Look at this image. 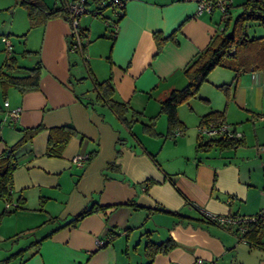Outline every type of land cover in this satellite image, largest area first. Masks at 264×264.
<instances>
[{"label":"crops","instance_id":"obj_1","mask_svg":"<svg viewBox=\"0 0 264 264\" xmlns=\"http://www.w3.org/2000/svg\"><path fill=\"white\" fill-rule=\"evenodd\" d=\"M37 1L52 11L64 0ZM244 1L231 0L229 11ZM200 2L126 0L116 25L112 6L94 15L90 5V11L79 16L87 41L83 55L69 48L71 30L65 14L38 24L42 27L38 61L36 42L27 35L23 45L5 39L11 48L7 50L5 44L7 54H0V65L14 55L20 66L39 62L41 67L34 90L20 93L0 84V154L21 139L23 128H42L13 154L11 208L0 198V262L25 249L4 263L146 264L145 241L170 236L176 244L154 255L152 264H198L199 258L202 264H264V232L260 245L242 241L232 224L207 221L204 215L207 211L246 216L264 205V121L255 120L264 115V71L240 72L225 92L219 85L231 82L234 72L216 66L197 95L177 107L185 126L182 135L163 136L166 119L165 128L156 130L157 137L143 131L142 124L151 117L158 114L155 124L165 117L158 112L160 99L185 84L183 67L222 26L225 17L217 8L196 12ZM18 4L8 7L11 27L17 11V25L22 28L15 31L21 32L29 18L21 19L23 5ZM106 10H111L112 19L105 18ZM155 31L163 36L173 33L175 40H166L158 50ZM29 54L34 60L24 64ZM14 74L24 72L19 69ZM108 76L114 98L137 117L130 128L108 104L88 102L96 95L94 80ZM15 107L21 108L17 119L3 121L6 109ZM215 110H225V122L242 134L243 143L196 151L198 122ZM136 124L139 134L132 130ZM61 125L73 126L78 135L68 139L59 156L48 155L49 128ZM84 152L89 157L83 166L72 162L73 156ZM112 160L118 167L108 169ZM147 178L154 182L145 189L142 182ZM92 205L105 209L87 214L75 226L57 228ZM157 206L178 215L153 209ZM112 229L117 235L107 242Z\"/></svg>","mask_w":264,"mask_h":264},{"label":"trees","instance_id":"obj_2","mask_svg":"<svg viewBox=\"0 0 264 264\" xmlns=\"http://www.w3.org/2000/svg\"><path fill=\"white\" fill-rule=\"evenodd\" d=\"M114 1L115 0H88L87 5L93 6L92 13L94 15H100L104 9L108 6H112L117 13V19L115 20L116 25V23H118L120 18L123 16L124 2L126 0ZM20 4L27 9L30 27L42 24L46 20L45 18L54 16V14H64L61 10V6L52 9V11H46L43 7H41V4H39L37 0H20ZM229 8L230 6L227 9L225 18L221 21V28L218 29L214 35H212L211 39L203 47V49L193 55L188 63L183 67L182 74L186 77L185 84L178 89H171L163 99H160L158 112L165 115L167 126L166 131L162 135L166 138H175V136H177L175 135L176 131H179L178 135H182L185 130V126L178 118L176 111L177 107L182 103H187L190 99H192V97L197 95L201 85L207 80L208 75L210 74L209 72L216 68V66L225 67L227 69L229 68L234 72L231 82L219 85V87L225 92L233 83H235L240 72L253 70L264 71V0H245L240 4V9L236 15H232ZM252 21L258 22L261 26L262 33L260 35H248L247 28ZM153 39L156 41L158 50L161 49L166 40H175L173 33L163 36L159 31L153 32ZM40 67L41 65L39 62H36L30 67L20 66L14 55H8L4 58L0 65V84L6 87L12 86L20 91V93L34 90L38 87ZM19 69L24 72L23 75L19 76L14 74V72ZM94 89L96 90V95L94 99L88 100V102L93 104L95 101H101L106 105L108 104L114 114L121 119L125 126L130 128L132 123L137 120V117L135 113H130L129 107L126 103L117 101L114 98L115 90L112 86V77L108 76V78L103 81L94 80ZM128 114H130L129 117ZM157 115L151 117L147 123L142 124L144 133L146 132L154 137H157V135L160 134L159 132H156L155 129ZM210 122L215 124L225 122V110H215L205 113V115L200 118L198 125H206ZM226 123L229 124L228 122ZM231 126L233 127V130L236 131L232 124ZM41 128L42 125L23 128L21 139L13 145L5 148L0 154V198L3 200L10 201L12 173L16 166L15 155L13 154L16 148L20 146L23 141H26L28 138L33 136V134L38 132ZM74 135H78V132L70 125H61L59 127L55 126L49 128L47 154L59 156L61 154L60 152L68 142V139ZM197 140V145L195 146L196 151H207L213 147L225 149L227 147L238 146L243 143L242 135L240 137H228L227 134L203 136L198 133ZM116 151L117 155L119 151ZM117 167L118 165L114 162V160L109 161L107 164L108 169H114ZM153 182L154 180L147 178L142 182V184L145 186V189H147V187H149V185ZM129 203L133 204L134 202L129 201ZM99 209L103 210L105 207L100 205L86 207L75 213V215L71 218H68L57 228L63 226H75V224L87 216V214L96 212ZM153 209L178 215L177 211L167 210L163 206H157ZM50 220H54V218H51ZM205 220L210 221L211 219L209 220L208 218H205ZM261 230L262 228L260 224L250 223L247 228V233L243 236V240L252 241L253 243L260 245V238L262 232H264ZM53 231H55V229L51 232ZM50 233L46 236L50 235ZM116 235L117 232L115 230H110L108 232L109 238L107 242L112 241ZM39 242L40 239L36 240V248ZM175 244L176 242L170 236L159 242L153 241L150 238L147 239L143 244L144 251L148 258V262L146 264H152V258L154 255L157 253L168 252ZM24 250L25 249H22L12 253L4 260V262L8 263Z\"/></svg>","mask_w":264,"mask_h":264},{"label":"built area","instance_id":"obj_3","mask_svg":"<svg viewBox=\"0 0 264 264\" xmlns=\"http://www.w3.org/2000/svg\"><path fill=\"white\" fill-rule=\"evenodd\" d=\"M117 1V0H115ZM114 1V2H115ZM88 0H64L61 2V10L65 16L69 19L70 22V37H69V48L71 50L79 52L83 55V51L87 45V41L83 36V31L79 26V16L89 12ZM231 4V0H201L198 5L196 12L201 13V11L211 12L213 8H217L221 11L222 18L226 16L227 9ZM11 46L9 43L6 44V49L9 50ZM4 105L7 107L8 102L5 101ZM21 111L20 107L7 108L3 118V121L11 122L15 121L19 116ZM257 121H264V116L258 115L255 117ZM198 133L203 136H217L218 134H227L228 137L235 136L240 137L242 134L238 131H234L231 124L226 122H220L218 124L210 122L206 125L198 126ZM179 131L175 132V135H178ZM89 154H76L72 157V162L76 165L83 166L85 161L88 159ZM11 191V190H10ZM4 205L7 209L11 208V201L4 200ZM204 215L210 220H214L221 225L232 224L235 227L236 233L240 240H243V236L247 233V228L250 223H257L261 225V228L264 229V205L259 209L258 212L246 216H227V215H217L211 212L204 211ZM196 263L202 264V258L196 260ZM0 264H5L0 262Z\"/></svg>","mask_w":264,"mask_h":264},{"label":"rangeland","instance_id":"obj_4","mask_svg":"<svg viewBox=\"0 0 264 264\" xmlns=\"http://www.w3.org/2000/svg\"><path fill=\"white\" fill-rule=\"evenodd\" d=\"M20 2V0H0V44H3V50L0 48V54L2 56H5L7 54V51L5 49V44L8 43L7 38H9V40L13 41V45L16 46L18 44H24L25 42V36L27 35L26 39H30L31 41H35L36 43V61H38L40 59V54L38 53L39 49V45L37 43H39L40 39H41V34H42V27L39 26L38 24L30 27V22H29V16H28V12L27 9L24 6H21L23 8V18H21L23 21H25L24 19H28V25L27 27H24V29H22L23 31L21 32H17L15 31V28H22V25H20V23H18L17 25V19H19V16L17 14V11L15 12V16H14V20H15V24L13 27H11L10 21H11V16L12 14L11 12V8L8 7L9 4H18L17 3ZM21 5V4H18ZM20 6H17V8H19ZM93 7V6H92ZM21 8V9H22ZM240 9V5H234L233 10H232V15H236L238 13ZM25 10V11H24ZM92 14H90L91 16ZM103 15L105 16V18L107 20L112 19L111 16V10H106L105 13H103ZM20 19V20H21ZM22 20L20 22H22ZM24 33V35H23ZM247 33L248 35H260L262 33V28L259 25L258 22H251L248 25L247 28ZM6 39V40H5ZM27 46V45H26ZM32 48V47H31ZM32 54H29L26 56V58L24 59V64H28L30 63L31 60H34L33 56H31ZM148 122V121H147ZM165 128V117L164 116H160L159 121L156 123V130H163ZM135 133L139 134L140 132V126L139 124H136V127L132 129Z\"/></svg>","mask_w":264,"mask_h":264}]
</instances>
